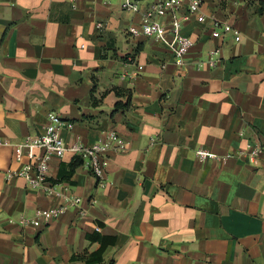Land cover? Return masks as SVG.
Returning a JSON list of instances; mask_svg holds the SVG:
<instances>
[{"label":"crops","instance_id":"obj_1","mask_svg":"<svg viewBox=\"0 0 264 264\" xmlns=\"http://www.w3.org/2000/svg\"><path fill=\"white\" fill-rule=\"evenodd\" d=\"M133 1L138 13L121 0H0V264H87L77 257L99 251L94 234L114 240L100 264H264V0H201L204 21L181 26L193 42L182 66L128 36L150 5ZM49 112L72 124L66 146L123 140L103 189L83 165L52 192L7 177L40 154L13 160ZM255 148L254 161L238 156ZM72 159L52 156L47 179Z\"/></svg>","mask_w":264,"mask_h":264},{"label":"built area","instance_id":"obj_2","mask_svg":"<svg viewBox=\"0 0 264 264\" xmlns=\"http://www.w3.org/2000/svg\"><path fill=\"white\" fill-rule=\"evenodd\" d=\"M150 4L148 9L141 13V23L138 26H129L126 33L131 38L144 37L151 38L161 43L168 52L173 56L177 65L184 64V57L193 47V42L183 34H181L182 23L194 17L197 22L204 21L201 12V0H147ZM187 4V14L178 17L177 11L180 7ZM121 9L123 11L138 13L139 8L133 0H121ZM169 16L170 20L164 24L160 19ZM212 28L215 30L214 37H219L216 32L219 29V23L213 21ZM102 27L101 24L98 25ZM238 38H235L237 40ZM208 66H214L216 62L214 59H209L205 62ZM140 71L141 66H137ZM72 124L65 122L62 118L54 112H49L46 115V126L42 133L35 138H27L25 141L14 145V162H21L25 157L24 149L31 147L38 149L40 154L28 156V162L18 172L8 171L7 177L23 178L26 186L30 190H43L45 192H52L53 187L46 177L48 169V161L54 156L62 158L66 153L71 152L74 157L82 160L85 169L96 179L98 187L103 189L106 182V165L107 153L110 151H122L124 148L123 140L115 134L109 135L105 141L96 142L92 146L86 147L80 144H73L66 146L61 138L59 132L61 129L71 130ZM196 157L200 160L217 159V156L206 150L196 151ZM261 154L259 148L249 150L248 152H240L239 157L247 158L254 161L256 156ZM226 158H230L227 156ZM67 189L64 190L67 193ZM70 205L78 206L80 199L73 198ZM65 206L54 210L51 214H38L45 219L57 218L58 215L65 210Z\"/></svg>","mask_w":264,"mask_h":264},{"label":"trees","instance_id":"obj_3","mask_svg":"<svg viewBox=\"0 0 264 264\" xmlns=\"http://www.w3.org/2000/svg\"><path fill=\"white\" fill-rule=\"evenodd\" d=\"M116 95H127V98H128V102H129V98H130V93H126V92H120V91H116L115 92ZM128 102L127 104L125 105H122L120 103H117L115 105V108L116 109H127L128 108ZM95 104V103H94ZM82 160L78 157H74L72 159V162L70 163L69 165V169L67 171L64 170V167L61 168L60 172H59V176L57 178V180L55 181H51L48 179L49 182H51L52 184H61L63 182H67L70 180V177L73 175L74 171L82 166ZM91 240H94V241H100L101 243V248L99 249V251H97L96 253L94 254H91L89 256H78L77 258L78 259H81L83 261H85L87 264H100L101 263V255L103 253V251L105 250V248L107 247V245H111L114 243V240L113 239H110V238H101L99 237L97 234H94L90 237Z\"/></svg>","mask_w":264,"mask_h":264}]
</instances>
